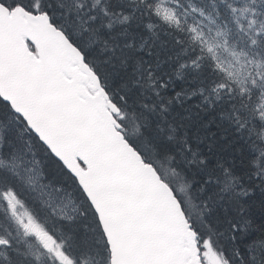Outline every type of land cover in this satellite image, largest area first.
<instances>
[{
	"label": "snow or ice",
	"instance_id": "1",
	"mask_svg": "<svg viewBox=\"0 0 264 264\" xmlns=\"http://www.w3.org/2000/svg\"><path fill=\"white\" fill-rule=\"evenodd\" d=\"M0 264H264V0H0Z\"/></svg>",
	"mask_w": 264,
	"mask_h": 264
}]
</instances>
